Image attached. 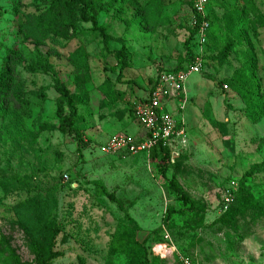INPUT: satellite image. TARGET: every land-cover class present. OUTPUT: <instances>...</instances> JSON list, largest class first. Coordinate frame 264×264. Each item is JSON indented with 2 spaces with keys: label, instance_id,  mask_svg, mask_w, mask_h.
I'll list each match as a JSON object with an SVG mask.
<instances>
[{
  "label": "rangeland",
  "instance_id": "374dc122",
  "mask_svg": "<svg viewBox=\"0 0 264 264\" xmlns=\"http://www.w3.org/2000/svg\"><path fill=\"white\" fill-rule=\"evenodd\" d=\"M51 1L0 0V71L8 50L18 49L23 59L11 77L30 106L19 118L0 114V264H38L16 211L30 199L51 203V220L61 229L54 248L60 256L49 264H145L144 251L150 264H182L181 258L192 264H264V166L246 180L248 208L239 212L238 204L243 175L264 165V117L252 122L231 84L249 69L252 50L264 90V0H209L206 12L217 23L221 44L216 48L210 40L202 72L185 83L189 102L180 117L186 139L173 149L165 175L151 154L111 156L100 146L114 134H136L141 127L130 112L147 99L157 75L188 61L189 5L163 0L150 14V0H105L108 6L96 18L109 35L107 46L76 10L71 38L40 43L25 32L26 17ZM244 8L247 15L237 22ZM227 41L234 44L221 56ZM121 49L129 67L117 80L114 53ZM57 80L76 94L85 92L77 108L85 148L58 131ZM172 178L195 204L192 211L170 189ZM98 182L116 202L99 195ZM169 209L177 211L171 219ZM158 245L167 248L154 252Z\"/></svg>",
  "mask_w": 264,
  "mask_h": 264
},
{
  "label": "trees",
  "instance_id": "16d2710c",
  "mask_svg": "<svg viewBox=\"0 0 264 264\" xmlns=\"http://www.w3.org/2000/svg\"><path fill=\"white\" fill-rule=\"evenodd\" d=\"M182 1L189 5L192 16L198 18L199 16L194 13L190 3L185 0ZM107 6L105 0H52L48 9L41 11L38 15L27 14L26 18L28 19V22L24 27V30L29 33L31 38L40 43H45L51 37L71 38V32L75 31L77 24L74 17V11L76 10L79 13V20L92 23L93 30L100 33L104 45L107 46L109 35L105 28L99 27L96 18L102 11L106 10ZM162 6L163 0H150L146 5L150 14H156ZM246 15V8L237 11V22ZM207 17L210 22V27L207 44L205 46V59L208 55V45L210 40L214 43L216 48L221 44V40L217 37V23H213L208 14ZM235 28L236 24L230 31H235ZM196 33L197 29L190 27L189 38L185 45L188 49V61L184 64L180 62L177 67L166 70L165 72L179 71L185 69L190 64L196 51ZM233 44L234 42L227 41L226 45L222 48L221 56L228 55L231 50L230 46ZM114 54L119 59L120 69L119 71L112 69V72L117 73V80H121L123 72L129 67L128 53L125 49H121ZM249 56V69L237 73L231 79V84L246 104V114L248 118L256 123L264 117V90L262 89V83L257 78V60L255 59L252 50ZM22 59L23 57L20 55L18 49L8 50V57L4 62L3 69L0 71V114L5 119L12 117L19 118V112L24 109L30 111L29 104L20 98L18 87L17 85H14L11 77L12 74H14L15 67L22 61ZM37 66L39 68L43 67L39 62L37 63ZM44 68L50 70L47 65H45ZM163 72L164 71L161 73ZM53 89L58 94L56 101V116L59 121L58 131L62 134L72 135L79 148L87 147L78 129L81 116L78 114L77 109L79 105L85 103V92L83 91L82 94H76L60 80L55 82ZM12 105L15 107V110H13ZM130 113L132 118H134L133 110ZM151 155L160 160L159 169L162 171L163 175H165L171 158V152L169 149L159 145L152 150ZM263 166L264 165H254L243 175L238 192L239 212L245 211L251 203L249 198L244 197L242 192L245 189L246 180L256 174L263 168ZM17 181L25 186H28L29 184V181L26 179L19 178ZM94 185L96 186L99 195L105 196L111 201L116 202L114 194L109 193L103 183L98 182ZM169 187L184 205L189 206L188 210L192 211L195 204L175 178L169 180ZM49 197L43 199H45L46 202H51V197ZM38 200L30 199L23 202L22 204L17 205L16 211L18 222L30 234L31 249L35 254L37 263L49 264L60 256L59 253L54 252V248L56 238L60 234L61 229L56 221L51 220V215L54 212L51 203L49 205L48 203ZM228 211L231 212V209ZM174 213H177V211L169 209L167 214L168 219H171ZM118 245L120 246V244L114 243V248L118 249ZM144 258L145 264H150L146 251H144Z\"/></svg>",
  "mask_w": 264,
  "mask_h": 264
},
{
  "label": "built area",
  "instance_id": "2783aa9c",
  "mask_svg": "<svg viewBox=\"0 0 264 264\" xmlns=\"http://www.w3.org/2000/svg\"><path fill=\"white\" fill-rule=\"evenodd\" d=\"M191 5L196 16H192L190 25L197 29L196 51L190 64L182 70L160 73L149 90L147 99L133 108V117L144 131L142 138L126 134H114L100 146L105 155L135 156L150 155L152 150L162 145L173 152L177 145L186 139V129L181 112L189 102L185 87L187 79L195 73H201L205 64V46L208 40L210 22L207 17L209 0H185ZM227 90L228 86L224 85ZM69 179L67 175L64 176ZM230 202V196H226ZM155 247L154 252L165 251L167 246ZM182 264H192L188 259L181 258Z\"/></svg>",
  "mask_w": 264,
  "mask_h": 264
},
{
  "label": "crops",
  "instance_id": "0c3cea01",
  "mask_svg": "<svg viewBox=\"0 0 264 264\" xmlns=\"http://www.w3.org/2000/svg\"><path fill=\"white\" fill-rule=\"evenodd\" d=\"M152 87V86H151ZM150 90V89H149ZM149 91L147 92V95H148ZM132 117V116H131ZM138 124V123H137ZM144 136V131L143 129L141 128L136 134L133 135V137H136V138H142ZM109 139V138H108ZM107 139V140H108ZM106 140V141H107ZM104 144V143H103ZM102 145V144H101Z\"/></svg>",
  "mask_w": 264,
  "mask_h": 264
}]
</instances>
